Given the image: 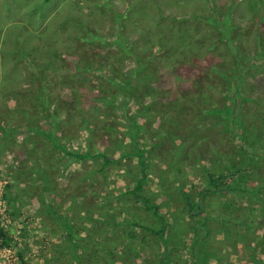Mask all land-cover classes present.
Returning <instances> with one entry per match:
<instances>
[{
	"label": "rangeland",
	"instance_id": "374dc122",
	"mask_svg": "<svg viewBox=\"0 0 264 264\" xmlns=\"http://www.w3.org/2000/svg\"><path fill=\"white\" fill-rule=\"evenodd\" d=\"M0 221V264H264V0H0Z\"/></svg>",
	"mask_w": 264,
	"mask_h": 264
},
{
	"label": "trees",
	"instance_id": "16d2710c",
	"mask_svg": "<svg viewBox=\"0 0 264 264\" xmlns=\"http://www.w3.org/2000/svg\"><path fill=\"white\" fill-rule=\"evenodd\" d=\"M212 10L214 9V7H212L211 8ZM229 10V15H232V11L230 10V9H228ZM214 11V10H213ZM221 22V21H220ZM226 24V23H225ZM225 24H224V26H225ZM222 28H223V26H221ZM94 155H99L101 158H103L104 159V163L103 164H106V163H109V160H108V158L106 157V155L105 154H101V153H99V152H95L94 154H93V156ZM141 159H142V151H140L139 153H138V160H139V162L141 163ZM234 172H235V170H234ZM226 173H223V172H217V173H211V172H207L206 173V177H207V180L209 181V183L210 184H212V185H214V186H216V185H223V184H225L226 183V178H227V174L225 175ZM237 180H240L241 179V177L239 176V177H237L236 178ZM140 184H141V181L139 180V181H137L136 182V184L134 185V187L132 188V193H135L136 191H139L140 190ZM227 188H230L229 186L227 187ZM230 189H233V187L232 188H230ZM235 191V190H234ZM141 199L143 200V201H146V199L145 198H142L141 197ZM190 202H191V200L190 199H187V198H184V203L187 205V206H189L188 208H190L191 206H190ZM152 209H153V211L155 212V211H157V207L156 206H152L151 207ZM156 213V212H155ZM160 218H161V216H159ZM163 218V217H162ZM243 225H244V223H243ZM166 229H167V225L165 224V222H162V224L160 225V227H159V236H161L165 231H166ZM151 230V229H150ZM151 231H153V230H151ZM154 233H156V231H153ZM7 235H6V233H5V231H3V228H0V238H1V240H2V242H3V239L6 237ZM2 245H3V243H2ZM254 264H261L260 262H254Z\"/></svg>",
	"mask_w": 264,
	"mask_h": 264
},
{
	"label": "built area",
	"instance_id": "2783aa9c",
	"mask_svg": "<svg viewBox=\"0 0 264 264\" xmlns=\"http://www.w3.org/2000/svg\"><path fill=\"white\" fill-rule=\"evenodd\" d=\"M0 228H3V231H5V233H6L5 224L2 221H0ZM1 242H2V240L0 238V257L6 259L8 257V256L6 257V255L9 251V249L7 248V246L2 245Z\"/></svg>",
	"mask_w": 264,
	"mask_h": 264
}]
</instances>
